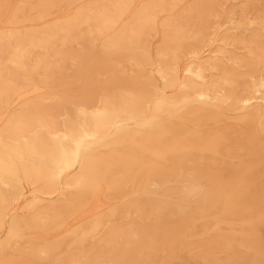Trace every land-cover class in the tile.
Segmentation results:
<instances>
[{
	"label": "bare ground",
	"instance_id": "obj_1",
	"mask_svg": "<svg viewBox=\"0 0 264 264\" xmlns=\"http://www.w3.org/2000/svg\"><path fill=\"white\" fill-rule=\"evenodd\" d=\"M0 231V264H264V0H0Z\"/></svg>",
	"mask_w": 264,
	"mask_h": 264
},
{
	"label": "rangeland",
	"instance_id": "obj_2",
	"mask_svg": "<svg viewBox=\"0 0 264 264\" xmlns=\"http://www.w3.org/2000/svg\"><path fill=\"white\" fill-rule=\"evenodd\" d=\"M15 11L14 7H11V9H7V14L9 13V15L11 14V12ZM7 15V17L9 16ZM4 235V231H0V238L3 237ZM61 236V235H60ZM60 236L58 238H60Z\"/></svg>",
	"mask_w": 264,
	"mask_h": 264
}]
</instances>
